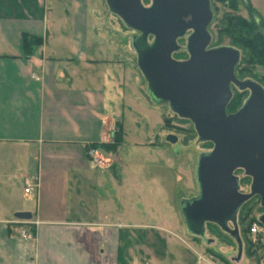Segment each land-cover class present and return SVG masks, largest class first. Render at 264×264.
Segmentation results:
<instances>
[{"label": "crops", "instance_id": "obj_1", "mask_svg": "<svg viewBox=\"0 0 264 264\" xmlns=\"http://www.w3.org/2000/svg\"><path fill=\"white\" fill-rule=\"evenodd\" d=\"M71 1L69 17L50 18L49 0H0V264L165 263L167 241L143 240L149 223L120 220L121 209L97 201L117 161L100 155L112 99L132 70L119 38L86 15L84 0ZM23 36L41 41L29 56ZM25 177L35 184L28 194ZM154 245L162 252L149 254Z\"/></svg>", "mask_w": 264, "mask_h": 264}, {"label": "water", "instance_id": "obj_2", "mask_svg": "<svg viewBox=\"0 0 264 264\" xmlns=\"http://www.w3.org/2000/svg\"><path fill=\"white\" fill-rule=\"evenodd\" d=\"M103 3L107 14L136 33L128 38V47L150 103L166 104L169 112L191 123L196 143L212 144L210 151L196 157V196L178 203L186 233L209 246L212 240L205 238V224L215 225L234 241L238 261L242 251L235 223L239 207L258 196L264 210L263 88L250 79L235 78L236 49L209 47L210 0H149L146 6L141 0ZM184 36L183 50L188 58L176 61L171 55L179 50L177 39ZM230 86L247 91V96L236 112L226 114ZM169 137L165 141L175 143L176 139ZM236 169L250 178L247 194L238 193V179L233 175ZM14 217L25 220L30 215L17 213ZM257 222L264 229V213Z\"/></svg>", "mask_w": 264, "mask_h": 264}, {"label": "rangeland", "instance_id": "obj_3", "mask_svg": "<svg viewBox=\"0 0 264 264\" xmlns=\"http://www.w3.org/2000/svg\"><path fill=\"white\" fill-rule=\"evenodd\" d=\"M49 1L50 18L69 17L74 12L71 0ZM141 2L145 6L149 4V0ZM253 2L264 11V0ZM84 4L87 16L100 17L102 32H111L119 38V42L128 51V68L132 70L124 79L126 85L119 83L120 87L111 104L113 122L110 131L114 135L119 125L120 141L114 149L100 151L102 158L113 160L116 157L117 161L108 173L110 179L115 181H103L100 192H97L100 197L97 201L100 200L103 207V200L107 198L105 205L112 207V211L121 209L123 214L118 216L120 220L149 223L148 230H143L145 243L148 241L154 244L160 238L167 241L166 261L164 263L160 260L156 264H264V235H252L249 230L245 233L239 228L242 253L239 260L235 261V243L217 227L206 226L205 237L212 240L209 246L186 233L178 203L196 193L193 168L197 155L205 151L208 144L196 143V134L188 120L177 118L165 105L155 106L150 103L144 93L145 82L134 63V54L132 56L128 50V38L134 33L125 29L115 16L107 14L103 0H84ZM215 7L218 19L226 9L218 4ZM238 14L247 17L242 8H239ZM215 23L208 28L211 36L215 35ZM178 45L183 46L184 41L178 42ZM116 47L121 46L117 44ZM180 53H175L173 58H180ZM117 55L123 58L119 59L122 61L127 58L120 52ZM251 73L257 80L264 76V68L255 66ZM169 135L176 139L174 144L165 141ZM109 137L108 143L113 144V136ZM236 176L241 177V174L237 173ZM120 179L123 189L118 193L114 188ZM248 185L247 179L243 178L241 188L247 191ZM108 188H112L111 192ZM258 208L257 201L250 200L240 210L238 219L245 217L246 224L251 216L257 218L262 212ZM139 237L140 234H137L136 238ZM153 247L147 249L149 254L154 255L153 251L162 252L161 245Z\"/></svg>", "mask_w": 264, "mask_h": 264}, {"label": "trees", "instance_id": "obj_4", "mask_svg": "<svg viewBox=\"0 0 264 264\" xmlns=\"http://www.w3.org/2000/svg\"><path fill=\"white\" fill-rule=\"evenodd\" d=\"M215 4L226 9L218 19L216 18L217 8ZM210 8L213 14L211 24L216 23L214 24L215 35H210L209 47L228 46L236 49L239 52V60L235 68L236 77L238 79H250L258 83L264 90V76L256 80V76L251 73L255 66L264 68V20L255 11L249 0H210ZM239 8L247 13L246 18L238 14ZM40 42L39 38L23 36L24 55L29 56L32 48L40 45ZM245 95V93L240 92L233 94L227 109L230 112L235 111L245 99ZM116 128L113 144H105L104 149H114L115 144L120 141L121 130L119 125ZM244 222L245 217H242L239 226L242 228V232L248 233L250 225L256 222V218L251 216L246 224Z\"/></svg>", "mask_w": 264, "mask_h": 264}, {"label": "flooded vegetation", "instance_id": "obj_5", "mask_svg": "<svg viewBox=\"0 0 264 264\" xmlns=\"http://www.w3.org/2000/svg\"><path fill=\"white\" fill-rule=\"evenodd\" d=\"M132 33H134V32H132ZM134 34H136V33H134ZM189 34V32H187L186 34H185V36L186 35H188ZM185 36L183 37V38H180V39H177V41H176V43H177V45H178V42H180V41H184V44H185ZM179 46V45H178ZM184 46V45H183ZM183 46H179V50L178 51H176V52H174L172 55H171V58L172 59H174L173 58V56L175 55V53H180V52H182V54L180 55V58L178 57V58H175L174 60H176V61H184V60H186L187 58H188V56H187V54H185L186 52L183 50ZM183 57V58H182ZM236 68V67H235ZM234 76H235V78L237 79V80H244V79H238L237 77H236V70L234 69ZM230 89H231V97H232V94H233V92H240V93H245L246 95L245 96H247V91H238V90H236L233 86H230ZM229 104V103H228ZM162 105H165L166 106V104H162ZM228 106V105H227ZM227 106H226V114H231V113H234V112H236L238 109H239V107L235 110V111H233V112H230V111H228V109H227ZM167 107V106H166ZM170 136V135H169ZM169 136H167V138L168 139H170V137ZM167 143H169L168 141H166ZM176 142V141H175ZM204 143H206V144H208V148L207 149H205V151H203V152H208V151H210L211 150V148H212V144L211 143H209V142H204ZM170 144V143H169ZM174 144V143H173ZM197 144H203V143H197ZM195 166V165H194ZM194 169V168H193ZM237 173H240L241 174V177H237L236 176V174ZM233 175L235 176V177H237V179H238V185H239V189H238V193H240V194H247L248 193V189H247V191H244L243 190V188H241V183H242V180H243V178H245V179H247V181H248V183L250 184V178L249 177H246V176H244L243 175V172H242V170H240V169H236V170H234L233 171ZM193 179H194V175H193ZM194 183H195V181H194ZM195 187H196V185H195ZM248 187H249V185H248ZM196 194H197V190H196V193L192 196V197H194V196H196ZM191 198V197H190ZM189 199V198H188ZM252 199H254L255 201H257V203H258V205H259V198H258V196H253V197H251V198H249L247 201H245L240 207H239V209H238V211H237V213H236V218H235V223H236V226H237V230H238V235H239V228H240V226H239V222L241 221V220H239L238 219V215H239V212H240V210L243 208V206L245 205V204H247L250 200H252ZM260 207V206H259ZM260 209L262 210V212L257 216V218L262 214V213H264V210L260 207ZM180 214V213H179ZM181 216V215H180ZM257 218H256V222H254V223H252V224H257L258 222H257ZM182 219V218H181ZM207 225H213V224H209V223H206L205 224V231H206V226ZM257 225H259L260 226V224L258 223ZM213 226H215V225H213ZM227 226L229 227V228H231V225H230V223H227ZM216 227V226H215ZM261 228H262V226H260ZM218 228V227H217ZM262 236L264 235V229L262 228ZM224 234V233H223ZM226 235V234H225ZM228 236V235H227ZM229 237V236H228ZM195 238V237H194ZM206 238V237H205ZM198 239V238H197ZM208 239V238H207ZM239 239H240V236H239ZM240 241H241V239H240ZM234 242V241H233ZM241 245H242V242H241ZM241 253H242V251H241ZM236 258V257H235Z\"/></svg>", "mask_w": 264, "mask_h": 264}, {"label": "built area", "instance_id": "obj_6", "mask_svg": "<svg viewBox=\"0 0 264 264\" xmlns=\"http://www.w3.org/2000/svg\"><path fill=\"white\" fill-rule=\"evenodd\" d=\"M111 130V129H110ZM111 136H113V131H111ZM87 156L90 157L91 161H93L94 163H100V157L99 155H97L93 149H88L87 150ZM23 184V189L22 192L24 194H28L32 187L35 186V184L29 180V178H23L22 181ZM249 233L252 235H262V228L257 225V224H252L251 227L249 228ZM25 234H23L24 236ZM26 239H29V235H25L24 236Z\"/></svg>", "mask_w": 264, "mask_h": 264}]
</instances>
